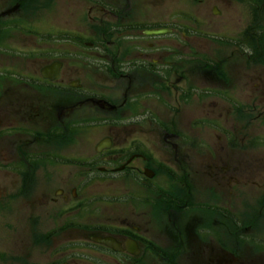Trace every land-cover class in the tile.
<instances>
[{"label": "flooded vegetation", "instance_id": "obj_1", "mask_svg": "<svg viewBox=\"0 0 264 264\" xmlns=\"http://www.w3.org/2000/svg\"><path fill=\"white\" fill-rule=\"evenodd\" d=\"M30 1L10 0L0 12V52L23 54L24 65L43 64L36 72L15 64L1 69L0 122L6 116L25 126L0 132V154L12 156L3 157L0 172L15 178L12 196L33 210L37 198L48 196L57 229L76 235L59 251L61 264H264L253 246L264 243V195L256 206H242L241 126L220 124L225 103L237 101L232 86L245 81L258 88L254 77L239 81L226 64L245 56L252 69L264 65L258 61L257 49L264 45L258 46L263 40L253 8L257 0H241L252 3V10L242 31L227 32L239 39L225 42L232 47L222 45L223 60L197 51L210 48L192 40L214 35L205 17L211 6L216 18L223 16L229 0H70L79 6L76 28L55 24L53 15L39 19L31 7L25 9ZM42 1L47 6L55 0ZM17 31L33 42L26 49L6 38ZM195 95L205 110L196 125L187 113ZM232 104L227 114L245 113ZM211 115L220 120L209 122ZM199 127L203 134L211 131L212 146L230 148L231 154L212 155ZM101 131L105 135L93 151L73 159L80 170L75 177L56 170L73 163L65 153L80 137ZM6 139L13 141L4 151ZM52 166L57 175L50 173ZM118 178L121 207L107 198L97 202L93 188ZM40 183L42 190L36 189ZM249 231L251 239L244 241L253 242L242 247L243 232Z\"/></svg>", "mask_w": 264, "mask_h": 264}, {"label": "rangeland", "instance_id": "obj_2", "mask_svg": "<svg viewBox=\"0 0 264 264\" xmlns=\"http://www.w3.org/2000/svg\"><path fill=\"white\" fill-rule=\"evenodd\" d=\"M9 1L10 0H0V12L5 7L9 6L6 3ZM69 1L70 0H55L46 6L42 0H33L32 2L30 1L31 3L29 5L24 6L25 9H29V7H31L33 15L39 14L37 16L39 19H42V16H40L42 13L47 17L53 15V18L56 19V22L53 21L55 24L69 27L75 26L76 28L78 27V20L76 17L79 14V6L74 4L72 1ZM229 1L230 4L225 6V13H223V16L216 18V16L211 11V6L210 11H208L207 16L205 17L208 21H210L211 28L214 29V31H212L214 35L211 37H200L198 39L192 40L196 46H209L210 49L196 50L202 53H207L206 51H209L207 55H209V57L212 59L215 57L217 59L223 60L226 57V55L223 54L224 49L222 45L226 44L231 45L232 47L234 43L225 42L230 40L237 41L239 39L237 36H228L227 32L230 31L236 34L242 31L245 26H247V20H249V14L252 10V3H243L250 2L249 0H242L243 2L241 0ZM47 7H49L51 11L42 12L46 10L45 8ZM253 8L257 15V34L260 35L259 40H263V42L258 44L260 47L261 45H264V0H257L256 6H253ZM37 10H40V13H37ZM44 26L45 24L41 28ZM17 29L21 30L19 26ZM221 31L224 32L222 36H220L218 33ZM9 37H6L9 40V43L18 49H26V47L33 43H30V40L23 37L19 31H17V33L9 34ZM247 48L248 46H242L241 49H246V51L249 52L250 49ZM15 51H17V49ZM257 51L259 56L258 61H264V49H257ZM22 55L23 54L18 52L16 55L5 51L0 52V73L3 66H8L7 69H9L15 64L16 66H22V71L36 72L39 70V67L43 65L42 63H36L32 65H29L28 63L24 65V63L19 59ZM226 64L228 65L227 72L237 77L239 81L254 77L252 79L254 82H256V84H258V88H255L249 84L244 85V81L240 86V83L232 86L230 90L233 93H236L237 101H230L227 104L225 103V106L221 110L225 118L220 122L221 125L227 128L232 127V121L240 123L241 131L239 130V132H241L242 135L238 140V145L244 143L242 149L239 150L240 153H238V158H240V166L237 169V173L239 174L241 180L240 191L243 195L241 204L242 206H256L264 197V65L260 64L259 66L257 65L256 68L252 69L250 64L247 63L245 56H237L234 60ZM21 70L19 71L22 72ZM6 74L7 73H5V75ZM9 75L11 74L9 73ZM249 82L251 81L249 80ZM224 86L229 87L226 85ZM199 88L205 87L202 85V87ZM235 88L236 91H233ZM232 102L241 105V109L243 108L245 113L236 115L238 116L237 118L233 117V113L230 114L229 112L227 114V111L233 110L231 108L233 105ZM203 105L204 103L202 102V99L195 95L193 98V103L188 107L187 113L189 115V119L193 120L194 125H196V122L204 121L205 110ZM253 107H256V110L253 114H251L250 109ZM258 113H261L263 116L258 120H253L254 122L251 123L250 127L244 128L243 123L251 121L256 117V115H258ZM229 114L231 115L230 121L226 119ZM212 120L219 121L220 116L211 115L208 121L210 122ZM198 125L202 126V123ZM20 126L25 125L16 118H8L3 116L0 122V132L2 131L5 133H11L12 131H17ZM197 130L199 139L209 142V146L211 147L210 153L212 155L220 153L224 156H229L231 154L230 148L222 150L217 144L213 146L211 145V142L207 140L211 133L209 129H206L204 134L202 128L199 127ZM103 135H105V133L104 131H101L95 133L92 137L88 135L80 137L78 139V144H73L71 148L66 150L65 157L71 159L72 162L73 159H80L79 155L81 154V151H88L89 148L91 151H93L91 146H94V144L97 143ZM21 139L25 140V137H22ZM96 140L97 142H95ZM11 141H13V139H11ZM11 141L6 139V141L1 144L3 147L2 150L5 151V147H7V144ZM216 141L219 142L217 139ZM3 157H6L4 159L6 160L7 157L9 159L12 156H2L0 154V163L4 161ZM162 161L166 163L165 160L162 159ZM77 166L78 164L76 161H74L72 164H65L61 166L60 169H56L55 166H52L50 173L57 175V171H62L65 169L63 173H65L66 176L75 177V175L80 172ZM38 175H41L39 177H43L44 172H39ZM12 180H15L12 175L9 173L0 172V264H59V262L62 260V255L59 253V251H63L64 244L68 243L65 242V240L73 239L76 237V235L71 233V231H62L57 229V219L55 220L54 218L57 217L58 214L55 215L56 212L52 213V205L46 203L45 200L48 196L37 198L38 206L36 210L28 207V204L23 202V200L12 196L14 194L12 190L16 187V181L13 182ZM121 180L122 178H118L116 181H113L109 184L95 186L93 188V194L96 195L95 198L98 199L97 202H103L107 198L109 201H116L114 203L116 206H119L117 204L120 203L121 207V202L117 201L123 195L124 188L122 186ZM50 183L51 182H49V184ZM42 184L43 183H40V186L36 189L42 190ZM6 189L8 190L5 191ZM232 189L233 188L229 189L228 187L225 188L227 192ZM101 206H103L102 208L100 207L101 210L106 211L104 204H101ZM248 210H250V208H248ZM100 214L102 216H106V212H100ZM246 217H248V215ZM32 218H34V222ZM100 220L102 221L104 219ZM262 227L264 228V226ZM261 234L264 236V230L261 231ZM250 236H252L251 231L243 232L242 247H244L243 244L246 242H249L251 245L253 241H244L248 238L251 239ZM49 238H53V240H51L50 245L48 244V246H46L44 243L48 242ZM35 244L37 246H35ZM253 246L254 251L256 253L258 252L259 256H264V243H258L256 245L254 244Z\"/></svg>", "mask_w": 264, "mask_h": 264}, {"label": "water", "instance_id": "obj_3", "mask_svg": "<svg viewBox=\"0 0 264 264\" xmlns=\"http://www.w3.org/2000/svg\"><path fill=\"white\" fill-rule=\"evenodd\" d=\"M98 241L103 244H108L107 239H99Z\"/></svg>", "mask_w": 264, "mask_h": 264}]
</instances>
